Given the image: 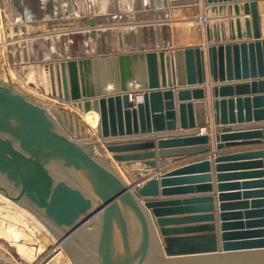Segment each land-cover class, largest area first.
Returning a JSON list of instances; mask_svg holds the SVG:
<instances>
[{"label":"water","instance_id":"water-1","mask_svg":"<svg viewBox=\"0 0 264 264\" xmlns=\"http://www.w3.org/2000/svg\"><path fill=\"white\" fill-rule=\"evenodd\" d=\"M204 2L235 14L206 22L207 45L49 60V95L76 111L85 100L98 113L94 130L83 124L85 137L72 133L77 114L0 79V192L33 211L60 243L81 249L85 254L69 244L77 264H264V147L211 152L218 171L255 168L218 172L213 193L210 156L161 171L210 150L209 134L198 128L207 125L209 83L215 124L256 121L230 133L218 127L217 148L264 138V0ZM197 3L168 1L170 7ZM227 159L254 160L222 164ZM138 160L155 167L154 174L129 183L116 166ZM241 175L257 178L226 182ZM250 188L257 189L225 192Z\"/></svg>","mask_w":264,"mask_h":264},{"label":"rangeland","instance_id":"rangeland-1","mask_svg":"<svg viewBox=\"0 0 264 264\" xmlns=\"http://www.w3.org/2000/svg\"><path fill=\"white\" fill-rule=\"evenodd\" d=\"M44 1L48 2L49 6L43 5ZM146 8L154 7L147 5ZM142 9L141 0H0V23L1 20L3 23L6 21L5 25L11 28L9 38H12L9 44L3 43L4 45H2L3 37L0 29V73L4 74L2 66L5 63L10 68L13 67L12 64H21L24 69H26L24 67L26 62L33 61L31 63H34L28 69H33L31 74L19 71L20 66L16 67L15 65L13 67L16 71L14 75L16 78L19 77L18 80L16 78L1 80L11 82L17 90L33 100L60 110L74 112L58 99L49 95L51 91V79L47 69L49 60L99 53H117L123 48H151L156 45H165L166 40L173 34L176 40L181 43L182 40H191L192 35L197 33L196 24L198 21L203 25L201 23L204 19L203 14L196 17L195 11L173 15L169 17L173 20L168 21L169 25L172 24L173 30L171 26L168 29H163L162 33L166 31L167 38L163 34V37L159 39L158 26L153 22L154 19L147 17L150 13L153 15V11H143ZM19 14L24 17V20L17 18ZM91 20L93 21L91 22ZM149 20L151 22L143 24L144 21ZM23 25L26 27L25 32L21 29ZM203 27L205 26L203 25ZM14 31L17 33L14 34ZM94 33L95 35H93ZM52 98L55 100L54 102L57 101L58 105L51 102ZM77 115L81 117L79 114ZM81 119L86 123L82 117ZM72 133L79 135L76 131ZM122 167L135 176L136 173L132 172L133 169ZM0 225L1 227L3 225V229H8L7 227L14 224L8 220L5 221L0 215ZM44 225L47 227L45 223ZM14 227H17V231L21 233L20 237L6 239L4 234L0 235V264H37L44 254L50 253L54 249V244L58 242L57 235L51 230V236L54 239L50 237L49 243L40 251L38 248L42 243L39 240L50 233L46 227L44 229L40 227L37 236L35 234L33 236L35 239L30 238L24 226L15 224ZM19 243L25 246L27 252H33L32 258L18 252L17 245L19 247ZM61 246L65 248L64 243H61ZM53 251L49 255L51 259L49 258L48 261H52L51 264H74L66 248L64 250L66 255H63L62 262L56 260L57 255L53 257ZM65 256H68L66 258L69 260H66Z\"/></svg>","mask_w":264,"mask_h":264},{"label":"crops","instance_id":"crops-1","mask_svg":"<svg viewBox=\"0 0 264 264\" xmlns=\"http://www.w3.org/2000/svg\"><path fill=\"white\" fill-rule=\"evenodd\" d=\"M142 1V5H143V11H153V15L150 13L149 16H147L149 19H154L153 22H155V24L158 26L157 29L160 32V35H158L159 39L163 37H166L167 32L165 31V33L163 31V29L165 30L168 29V27H170L172 24H168L171 19L173 20V18L169 19V17L173 16V15H177V14H187L190 11H195L196 12V17L200 16L201 14H203L202 16L204 17V19L209 21L211 24H213V22H218L219 20H222L224 22H227L228 18H232L235 16V14H232L231 12H229V10L227 8H224L223 11L217 13L215 11H213L211 9L210 6H207L204 2V0H197V6H183V7H170L168 5V1L169 0H147V2L145 0H141ZM49 3L44 1L43 5H48ZM148 5V7H154L152 9L150 8H146V6ZM49 6V5H48ZM259 8L260 10L262 8H264V2L259 3ZM217 16H222L221 18H216ZM241 18L244 19L245 17H247L248 15H244L243 12H241ZM261 16L264 17V12L261 11ZM201 22L204 26L206 21ZM184 20V19H181ZM140 22V21H139ZM149 23L151 22V20L149 21H144V23ZM203 25L200 24V21L197 22L196 26H197V33L193 34L191 37V40L188 41H184L182 40L181 43H179L176 40L175 35L173 34L170 38H168L166 40V44L165 45H156L155 47H151V48H123L121 49L122 51L119 52H131V51H135V50H145V49H154V48H169V47H175V46H185V45H194V44H205L207 45V40H206V28L203 27ZM172 30H173V26ZM170 29V28H169ZM230 29L228 28L227 24L224 27V32L225 34H229ZM173 33V32H172ZM164 41V40H163ZM117 52V53H119ZM206 54V63L208 64V53H207V49L205 50ZM106 54H115V53H99L97 55H106ZM86 56H93V55H86ZM142 73H145V67H143L141 69ZM205 114L207 116V125L203 126V127H198L199 129H202L203 131L201 132L202 134H209V144H210V150L207 151L206 153H199V154H187L182 158L170 161L167 165L162 166L161 167V171H166V170H170L173 169L177 166H180L182 164L194 161V160H198L201 158H209L212 160L211 163V175H212V190L209 191L208 193H213L217 190V174L218 172H225V173H237V172H243V171H248V170H253L255 168L252 167H246L245 165H241V166H225L224 168L221 169V171H218L216 168V164L214 159V155H211V152H217V153H227V152H234V151H238V150H248V149H252V148H257V147H264V138L262 139L261 143H239V144H232V145H225L222 148H217L216 144V138L215 135L217 132H219L217 130V128H223L225 127H229V130L226 131L228 133L230 132H235V130L244 128V127H248L249 125L255 123L256 121H235V122H228L225 124H215L214 123V108H213V94L211 92V84H208L207 90L205 91ZM175 102L178 103L179 99L177 94H175ZM168 130V129H165ZM191 130V128H181L180 127V131L181 132H189ZM163 131V130H161ZM157 132V131H155ZM96 138L97 136L95 135V133H93V138ZM240 140V139H237ZM155 149H157V146L155 147ZM109 155V154H108ZM110 158V156H109ZM257 159V158H256ZM261 159L264 161V156L261 157ZM248 160H254V159H227L225 161H221L222 164H236V163H240V162H245ZM122 166H124L122 164ZM147 168H149L148 165H145L144 163H142L140 160H138L135 164V166L132 168V172H135V178L132 180H142L144 179L147 175H142L140 172L141 170H146ZM264 168V167H263ZM130 169V168H129ZM141 169V170H140ZM151 174V173H150ZM149 174V175H150ZM134 175V174H133ZM241 175V176H234L237 178H232V179H227L226 182H243L244 180H251V179H255L257 177H249V178H245ZM264 178V176H263ZM128 181V179H126ZM143 181V180H142ZM141 181V183H142ZM130 182V181H129ZM253 189H257V188H250V189H229L226 190L225 192H236L237 190L243 191V190H253ZM171 196V195H170ZM172 196H177V195H172ZM237 200V199H236ZM217 199L215 200V202L217 203Z\"/></svg>","mask_w":264,"mask_h":264},{"label":"bare ground","instance_id":"bare-ground-1","mask_svg":"<svg viewBox=\"0 0 264 264\" xmlns=\"http://www.w3.org/2000/svg\"><path fill=\"white\" fill-rule=\"evenodd\" d=\"M146 2H147V0H145ZM219 13V12H218ZM22 15L21 14H19L18 15V19H20V20H24L23 18L24 17H21ZM207 19V18H206ZM188 20V19H187ZM195 20H196V18H195ZM5 21V20H4ZM93 20H91V22H92ZM204 21H206L205 19H204ZM6 22V21H5ZM5 22L3 23V21L1 20V23H0V29H1V32H2V37H3V41H2V45H4V44H9V42H10V40L12 39V38H9V36H10V34H11V28L10 27H8V26H6L5 25ZM206 22H208V21H206ZM206 24V23H205ZM23 26H25V25H23ZM15 29V28H14ZM17 32L16 31H14V34H16ZM224 33V32H223ZM225 34V33H224ZM36 35V34H35ZM5 41V42H4ZM4 43V44H3ZM8 48V47H7ZM167 48V47H166ZM169 48H172V47H169ZM3 53V52H2ZM3 55V54H2ZM1 55V56H2ZM8 56V55H7ZM9 57V56H8ZM2 59V58H1ZM4 59V58H3ZM7 59H9V58H7ZM4 62H5V59H4ZM31 62H33V61H29V62H26V65L24 66V67H26V69H24L23 68V66L20 64H12L13 65V67L16 65V67H19L20 66V69H19V71H22V72H25L26 74L28 73V74H31V72L33 71V69L31 70H28L29 68H31L32 66H33V64L31 63ZM1 64V63H0ZM22 66V67H21ZM3 67V70H4V74H1L0 73V79H3V80H11V79H13V78H16L15 76L16 75H14V73L16 72L15 71V69L13 68V67H11L10 68V66L9 65H7L6 63H5V65H3L2 66ZM23 68V69H22ZM42 69V68H41ZM26 70H28V71H26ZM0 72H1V70H0ZM25 76V75H24ZM27 76V75H26ZM17 78H19V77H17ZM16 78V79H17ZM21 79V78H20ZM18 80V79H17ZM19 81H21V80H19ZM25 81V80H24ZM23 81V82H24ZM136 83H137V85L139 86L140 85V81L139 80H137L136 81ZM35 85H36V83H35ZM26 86V85H25ZM33 86V85H32ZM27 87V86H26ZM28 88V87H27ZM26 88V89H27ZM29 90V89H28ZM34 90V89H33ZM39 93V92H38ZM41 95H42V93H41ZM133 96V95H132ZM131 96V97H132ZM135 98L136 99H138V100H140L141 98H142V96H141V94H135ZM52 100L53 101H51V102H53V103H55V104H57L58 105V103H57V101L56 102H54L55 100L52 98ZM66 106V105H65ZM71 109V108H70ZM76 109H78V111H76L75 109H71V110H73L75 113L74 114H79L83 119H84V121L86 122V123H83V120L81 119V117H79V119L78 120H80L79 122L76 120V119H72V122H73V125H74V127H75V130H76V132L79 134V135H81V137H85L86 136V127H85V125H83V124H88V125H86V126H90V129H95V127H97L98 126V118H99V116H98V113L95 111V110H92L91 109V107H87L86 108V105H85V100H82L80 103H79V105L76 107ZM83 113V114H81V113ZM115 164V163H114ZM120 164H123L124 166H126L127 168H130V169H132L135 165H133V166H131V167H129V166H127L126 164H124V163H120ZM116 166V165H115ZM120 171H121V173H122V175H123V177L125 178V179H128V182L129 183H135V182H141L142 180H134V181H132L136 176H134L132 173H130V171H126V170H124L123 169V167L122 166H120V167H118V166H116ZM157 168H159V167H157ZM156 168V170H158ZM155 169V167H153V166H149V168H147L146 170H141V174L142 175H147L144 179H146L147 177H149V176H151V175H153L154 173H153V170ZM151 173V174H150ZM150 174V175H149ZM0 215L5 219V221L6 220H8L10 223H12V224H20V225H22V226H24L25 228L24 229H26L27 230V233L30 235V238L32 239V238H34L33 236H34V234L36 235V234H38V232H39V229H41V228H43L44 229V227H46L45 225H44V223H43V221L38 217V216H36V214L33 212V211H31V210H29L28 208H26L25 206H23V205H21V204H19V203H17V202H15L14 200H12V199H10V198H8V197H6V196H4L1 192H0ZM4 221V220H3ZM23 224H22V223ZM10 225V224H9ZM14 225H12V226H9V227H7L8 229H3L4 227H3V225H2V227H1V225H0V235H2V234H4L3 236L6 238V239H9V238H18V237H20L21 236V233L19 232V231H17V227H14ZM41 227V228H40ZM47 228V231L48 232H50L47 236H44V237H42L40 240H39V242H41L42 244H41V247L40 248H38L40 251L44 248V246H46L47 245V243H49V238L50 237H52L53 238V236H51L52 235V233H51V230L49 229V227H46ZM22 229V228H21ZM28 235V236H29ZM37 236V235H36ZM2 237V236H1ZM38 238V237H37ZM35 239V238H34ZM39 239V238H38ZM37 239V240H38ZM54 239V238H53ZM64 244H65V248H66V250H67V252H68V254L71 256V257H73L74 256V258L75 259H73V262H74V264H77V261H76V254H74L73 253V251H72V249L75 251V253L76 252H79L81 255L82 254H85L81 249H79L78 247H76V245L75 244H73L71 241H68L67 243H65V242H63ZM73 244V247H72V249H71V247H70V245L69 244ZM69 245V247H70V249H71V251L72 252H70L69 250H68V245ZM54 248H56L57 246H58V248H59V251H58V255H57V258H56V260L57 261H60V262H62V258H63V255L65 254L66 255V253L64 252V250H63V246H61V243L58 241V242H56L55 244H54ZM25 246H23V244H21V243H19V247H18V245H17V248H18V252L20 253V254H26L27 256L29 255L31 258L33 257V252H27L26 251V248H24ZM30 250V249H29ZM32 250V249H31ZM71 253V254H70ZM66 257H68V256H65L64 258L67 260H69V258H66ZM28 259V258H27ZM64 259V260H65ZM55 260V259H54ZM52 262V261H51ZM51 262H48V264H51ZM54 262H56V261H54Z\"/></svg>","mask_w":264,"mask_h":264},{"label":"built area","instance_id":"built-area-1","mask_svg":"<svg viewBox=\"0 0 264 264\" xmlns=\"http://www.w3.org/2000/svg\"><path fill=\"white\" fill-rule=\"evenodd\" d=\"M161 48V47H160ZM159 48V49H160ZM154 49H158V48H154ZM142 99V98H141ZM140 99V100H141ZM136 100H138V99H136ZM54 250V251H53ZM52 251L54 252V254H53V257L54 256H56V255H58V251H59V248H58V246L56 247V248H54ZM63 250H65V248H63ZM51 251V252H52ZM51 252L50 253H46V254H44V256L38 261V263L37 264H48V261L51 259L50 257H49V255L51 254ZM50 258V259H49Z\"/></svg>","mask_w":264,"mask_h":264}]
</instances>
